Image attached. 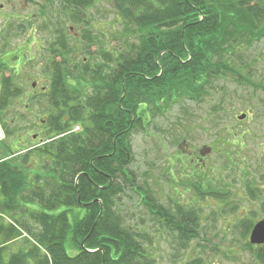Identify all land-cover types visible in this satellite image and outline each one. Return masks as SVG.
I'll use <instances>...</instances> for the list:
<instances>
[{
  "label": "trees",
  "instance_id": "1",
  "mask_svg": "<svg viewBox=\"0 0 264 264\" xmlns=\"http://www.w3.org/2000/svg\"><path fill=\"white\" fill-rule=\"evenodd\" d=\"M101 1L114 8L134 40L123 50L93 54L88 33L82 39L88 51L78 64L63 33L51 44L42 145L14 147L0 163V264H155L151 237L125 224L122 196L128 189L185 245L197 238L195 211L157 208L131 171L132 138L146 132L148 113L200 100L215 82L236 75L221 57L244 41L264 40V0L60 3L73 22L86 26L88 11ZM12 86V80L6 83L0 109Z\"/></svg>",
  "mask_w": 264,
  "mask_h": 264
},
{
  "label": "rangeland",
  "instance_id": "2",
  "mask_svg": "<svg viewBox=\"0 0 264 264\" xmlns=\"http://www.w3.org/2000/svg\"><path fill=\"white\" fill-rule=\"evenodd\" d=\"M5 3L0 0V5ZM11 9L15 12L13 44L17 62L13 82L21 93L0 115L7 136L0 144L6 149L0 153V161L15 152L14 147L16 151L27 149L41 144L45 137L44 123L50 112L42 93L48 91L51 81L50 47L60 33L65 35L74 52L73 63L77 64L88 51L82 41L88 33L95 42L93 54L100 48L123 50L126 41L134 40L123 19L106 1L88 11L86 26L73 22L62 10L60 0H16L9 9L7 3L4 10L0 8V24L5 25ZM231 51L221 60L228 59L240 78L228 73L202 99H183L164 113H148L146 132L132 138L135 155L130 169L141 179L156 207L175 214L172 200L181 195L179 190L173 191L177 182L181 189L191 190L185 193L187 201L179 203L194 210L198 218L197 238L185 245L178 233L150 213L132 189L123 193L125 224L151 237L149 250L155 264H264V251L257 252L247 241L250 232L234 228L238 224L236 217L207 206L198 194L202 188L212 190L231 184L234 175H239L227 152L233 155L238 150L232 145L234 139L246 134L250 125L247 119L240 122L238 117L264 111V40L244 41ZM98 59L91 57V61L99 62ZM242 78L248 85L242 84ZM251 148L248 147V157L253 156ZM187 157L194 162L187 165ZM33 159L34 156L30 158ZM202 161L207 165L205 172ZM246 164L251 169L253 162L249 159ZM247 205L249 210H258L257 204ZM19 246L20 243L13 245L12 250Z\"/></svg>",
  "mask_w": 264,
  "mask_h": 264
},
{
  "label": "flooded vegetation",
  "instance_id": "3",
  "mask_svg": "<svg viewBox=\"0 0 264 264\" xmlns=\"http://www.w3.org/2000/svg\"><path fill=\"white\" fill-rule=\"evenodd\" d=\"M5 4H1V10L5 9V5L8 3V9L14 5L16 0H5ZM14 20L15 12L13 9L9 10L8 17L5 18V25L0 24V84L7 82L10 85V81H14V70L15 64V54L14 50ZM7 25V26H6ZM6 26V27H5ZM21 56V55H20ZM23 58V56H21ZM1 94V93H0ZM1 96V95H0ZM2 98L4 96L2 95ZM11 98V97H10ZM9 98V103L14 102L16 99ZM264 107V101H263ZM245 119L240 121L244 122L246 119L247 123L250 125L249 131L243 134L242 137L234 139V147L238 150L232 155L228 153L231 157L229 161L232 163L233 168H238V176L234 175L231 184H223L217 189L207 190L199 189V197H202L203 202L207 206H214L217 210L222 211L227 215L236 217L238 224L234 227L235 229L240 228L245 230L246 233L250 232L247 237L249 243L250 235L257 224L264 221V111L263 112H249L248 115H244ZM239 130V129H238ZM238 134V133H237ZM239 135V134H238ZM251 148L253 156L248 157V147ZM210 149V148H209ZM206 148V150H209ZM226 149V146H225ZM257 151V152H256ZM222 153V152H221ZM182 157V156H181ZM186 157V154L184 155ZM224 158L225 156L220 155ZM188 158V157H187ZM186 158V159H187ZM252 160V168L245 167L248 160ZM191 158L187 159V165ZM184 162V161H183ZM193 163L194 161H190ZM176 163V161H175ZM204 172L207 169V165L204 164ZM185 165V168H187ZM247 165V164H246ZM176 166V165H175ZM200 166V165H199ZM193 167V166H192ZM184 168V167H183ZM174 186L173 191L179 190L181 195L177 198H173L174 211L178 209H183L185 204L179 202H185V193H190V189H181L180 185ZM197 198L198 194L196 191L193 192ZM183 200V201H182ZM187 201V200H186ZM214 201V203H210ZM189 202V201H188ZM247 203L257 204L258 210H249L250 205ZM185 208V207H184ZM249 216H253L252 218ZM252 249L257 252L264 251V245H252Z\"/></svg>",
  "mask_w": 264,
  "mask_h": 264
},
{
  "label": "water",
  "instance_id": "4",
  "mask_svg": "<svg viewBox=\"0 0 264 264\" xmlns=\"http://www.w3.org/2000/svg\"><path fill=\"white\" fill-rule=\"evenodd\" d=\"M244 119V115L239 117V120ZM250 243L251 245H264V221L257 224L256 227L253 229L250 236Z\"/></svg>",
  "mask_w": 264,
  "mask_h": 264
},
{
  "label": "built area",
  "instance_id": "5",
  "mask_svg": "<svg viewBox=\"0 0 264 264\" xmlns=\"http://www.w3.org/2000/svg\"><path fill=\"white\" fill-rule=\"evenodd\" d=\"M5 138L4 132L0 126V141H2Z\"/></svg>",
  "mask_w": 264,
  "mask_h": 264
},
{
  "label": "crops",
  "instance_id": "6",
  "mask_svg": "<svg viewBox=\"0 0 264 264\" xmlns=\"http://www.w3.org/2000/svg\"><path fill=\"white\" fill-rule=\"evenodd\" d=\"M5 151V148L3 147H0V153L4 152Z\"/></svg>",
  "mask_w": 264,
  "mask_h": 264
}]
</instances>
